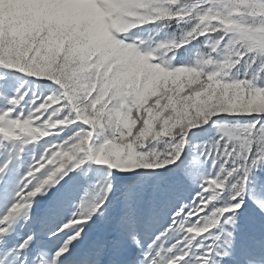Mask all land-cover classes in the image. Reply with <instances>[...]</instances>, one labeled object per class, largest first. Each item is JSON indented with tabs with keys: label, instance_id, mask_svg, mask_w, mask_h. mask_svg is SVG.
<instances>
[{
	"label": "snow or ice",
	"instance_id": "1",
	"mask_svg": "<svg viewBox=\"0 0 264 264\" xmlns=\"http://www.w3.org/2000/svg\"><path fill=\"white\" fill-rule=\"evenodd\" d=\"M0 264H264V0H0Z\"/></svg>",
	"mask_w": 264,
	"mask_h": 264
}]
</instances>
